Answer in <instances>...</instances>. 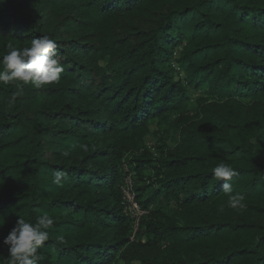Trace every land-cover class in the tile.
Segmentation results:
<instances>
[{"label":"trees","instance_id":"trees-1","mask_svg":"<svg viewBox=\"0 0 264 264\" xmlns=\"http://www.w3.org/2000/svg\"><path fill=\"white\" fill-rule=\"evenodd\" d=\"M45 34L59 82L0 84V264L17 220L45 211L55 223L40 264H264V0L0 5V56ZM176 45L184 80L169 65ZM189 89L203 90L193 108ZM154 120L156 153L145 145ZM221 160L243 210L212 175ZM129 174L144 210L132 238Z\"/></svg>","mask_w":264,"mask_h":264},{"label":"clouds","instance_id":"clouds-1","mask_svg":"<svg viewBox=\"0 0 264 264\" xmlns=\"http://www.w3.org/2000/svg\"><path fill=\"white\" fill-rule=\"evenodd\" d=\"M7 0H0V5ZM6 54L0 56V84L9 85L22 83L31 84L34 88L58 83L64 71L59 59L58 44L49 35H40L32 38L28 47L18 48L9 43L6 45ZM19 95L14 92L10 102H15ZM212 175L218 181H223L222 192L227 196L226 206L233 210H243L246 197L243 193L236 192L231 179L237 175L231 163L221 160L213 169ZM69 179L65 170L57 169L53 173L52 183L63 187ZM0 178V184H3ZM0 223V227L3 226ZM55 221L46 211L37 215L35 220L19 218L9 233L3 238L2 244L8 249L7 264H40V249L50 239L48 229ZM61 241L63 240L60 237Z\"/></svg>","mask_w":264,"mask_h":264},{"label":"rangeland","instance_id":"rangeland-1","mask_svg":"<svg viewBox=\"0 0 264 264\" xmlns=\"http://www.w3.org/2000/svg\"><path fill=\"white\" fill-rule=\"evenodd\" d=\"M180 51H181V46L180 45H176L175 48H174V52H173V56L171 58V61L169 63L170 67L174 69V73H175V77L177 79H181V80H184L185 77L183 75V73L179 70L178 68V58H179V54H180ZM189 96H190V100H189V107L190 108H193L195 107V101L196 99H198L199 97L203 96V90L202 89H198V90H194V89H189ZM157 128L155 127V120L151 122L150 124V131L151 133H149L146 137H145V145L147 146V148L152 152V153H156L157 151V147L159 146V143L161 142V139H162V135L159 134V135H156L154 133V131L156 130ZM160 132V131H159ZM170 134L174 135V132L171 130L170 131ZM171 136V135H170ZM164 140V139H163ZM164 143L168 146H173V142L172 140L170 139H166L164 140ZM130 156H127V158H129ZM145 176L146 177H149V172H146L145 173ZM126 179V176L124 178V180ZM131 179H132V185L135 184V181L133 180V177L131 176ZM124 180H123V183H124ZM133 191L135 192V190L133 189ZM136 195V194H135ZM138 202V201H137ZM139 204V202H138ZM140 206V204H139ZM141 218V217H140ZM129 219L132 221L131 219V216H129ZM139 223V222H138ZM132 224V228H131V233H130V236L131 238L133 237V234L134 232L137 230V228H133V222H131ZM138 227V225H137ZM115 264H123L122 261L120 260H117Z\"/></svg>","mask_w":264,"mask_h":264},{"label":"built area","instance_id":"built-area-1","mask_svg":"<svg viewBox=\"0 0 264 264\" xmlns=\"http://www.w3.org/2000/svg\"><path fill=\"white\" fill-rule=\"evenodd\" d=\"M123 210L126 215L131 216L133 228H137L140 217L144 214V210L139 206L135 192L133 191L131 174L126 176L124 184L121 187Z\"/></svg>","mask_w":264,"mask_h":264}]
</instances>
